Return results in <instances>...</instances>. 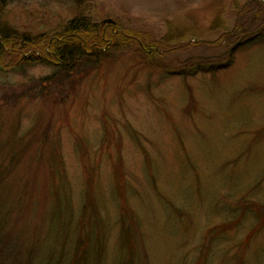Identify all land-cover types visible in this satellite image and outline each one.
<instances>
[{
	"label": "rangeland",
	"instance_id": "1",
	"mask_svg": "<svg viewBox=\"0 0 264 264\" xmlns=\"http://www.w3.org/2000/svg\"><path fill=\"white\" fill-rule=\"evenodd\" d=\"M0 4V18L27 36L79 19L175 44L173 66L134 47L71 72L6 58L0 264H264V27L255 19L264 0ZM248 19L225 68L236 39L213 41ZM94 205L103 230L92 229L82 254Z\"/></svg>",
	"mask_w": 264,
	"mask_h": 264
},
{
	"label": "trees",
	"instance_id": "2",
	"mask_svg": "<svg viewBox=\"0 0 264 264\" xmlns=\"http://www.w3.org/2000/svg\"><path fill=\"white\" fill-rule=\"evenodd\" d=\"M0 3H3V0ZM257 14L255 15L256 20L260 16L257 26L262 28L264 27V8L262 6ZM256 20L248 19L245 22L242 20L241 23L235 24L231 32H226L215 42L213 41L215 45L218 44L216 48L220 45L227 46L232 39L237 41L246 38L249 35L251 23L254 24ZM100 28H102L100 23L90 24L89 22H83V20L74 19L66 27L51 35L37 37L19 33L15 26H10L9 23L0 18V66L4 65V61L10 56L16 58L15 60L19 62L20 59L28 60L29 64L42 61L52 63L64 72H71L76 67L81 66L82 63H86L91 67H100L104 64L105 59L110 58L108 55L120 47H134V51L144 54L152 65L163 66L164 62H168L169 66H173L169 56L172 50L169 49L175 44L157 38L156 35L144 34L142 31L134 29V27L121 28L116 25L113 29L108 26L104 32L100 31ZM199 45L200 41L193 47ZM233 51L234 48L232 47L227 49V55L224 52L221 54L222 56L226 55L225 58H231ZM42 52L45 58L40 54ZM191 62H195V60L191 58ZM187 65L191 64L186 62L182 68L186 69ZM6 66L5 63L2 68L6 69ZM82 70H86V68ZM123 218L124 224L127 225L128 218L126 216H123ZM90 219L91 223L84 226V229L89 227V231H86L85 237L79 242L82 245L78 249L82 254L89 253L92 229L96 230L97 228L98 232L103 230L102 217L96 205L92 208ZM101 244L102 241L100 245L94 241L99 253L102 251Z\"/></svg>",
	"mask_w": 264,
	"mask_h": 264
}]
</instances>
